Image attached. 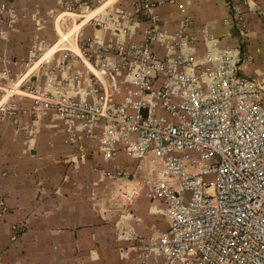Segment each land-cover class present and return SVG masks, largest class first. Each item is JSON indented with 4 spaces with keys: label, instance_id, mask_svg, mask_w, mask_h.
<instances>
[{
    "label": "built area",
    "instance_id": "2783aa9c",
    "mask_svg": "<svg viewBox=\"0 0 264 264\" xmlns=\"http://www.w3.org/2000/svg\"><path fill=\"white\" fill-rule=\"evenodd\" d=\"M55 2V43L36 36L21 72L0 70V114L17 125L28 101L34 117L61 124L76 171L89 150L99 156L91 207L96 187L109 186L115 241L132 264H264V76L243 72L252 60L244 16L233 13L217 37L194 32L183 8L169 32L147 0L130 9ZM0 21H19L12 3H0ZM141 198L159 205L165 229L138 230Z\"/></svg>",
    "mask_w": 264,
    "mask_h": 264
},
{
    "label": "crops",
    "instance_id": "0c3cea01",
    "mask_svg": "<svg viewBox=\"0 0 264 264\" xmlns=\"http://www.w3.org/2000/svg\"><path fill=\"white\" fill-rule=\"evenodd\" d=\"M87 1L92 8L113 4L130 9L142 0ZM147 1L158 4L160 25L169 32L178 27L181 8L191 15L194 32L205 27L217 37L230 28L225 21L238 12L248 23L249 38L264 43V0ZM0 3H12L19 16L12 29L0 21V32L4 31L0 34V70L21 72L19 64L27 58L32 38L37 36L45 46L57 40L52 18L60 8L55 0ZM40 19H47V25L36 33L34 25ZM85 35L99 37L101 33L86 28ZM236 42V37L224 38L221 44L232 46ZM245 67L255 75L263 72L264 63L254 60ZM5 101L0 95V105ZM21 104L24 113L17 125L10 116L0 114V264H132L131 251L122 250L115 241V215L109 211L119 204L111 198L109 186L96 187L98 209L91 207L90 191L98 178L99 156L89 150L76 171L70 161L77 155L66 143L54 115L36 118L28 101ZM158 209V204L144 198L134 206L142 221L138 226L142 234L166 228L158 227L157 223L165 221ZM17 225H24L25 232L11 241Z\"/></svg>",
    "mask_w": 264,
    "mask_h": 264
},
{
    "label": "rangeland",
    "instance_id": "374dc122",
    "mask_svg": "<svg viewBox=\"0 0 264 264\" xmlns=\"http://www.w3.org/2000/svg\"><path fill=\"white\" fill-rule=\"evenodd\" d=\"M193 22V19H192ZM250 37V36H249ZM252 39V40H250ZM236 45V43L234 44ZM250 49V52H249ZM246 51L248 52L249 55L252 56V60L250 62L253 63V61L255 60L256 63H264V43L261 44V42H256L253 40V38H248V43H246ZM246 67H243V72L245 75L249 76V77H255L257 74H251L250 71L248 72V70L246 71L245 69ZM264 69V68H263ZM263 72V76H264V70H262ZM158 224L159 228H164L166 226L165 221H160Z\"/></svg>",
    "mask_w": 264,
    "mask_h": 264
}]
</instances>
